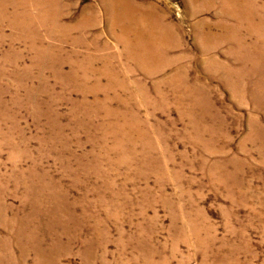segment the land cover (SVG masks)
I'll return each instance as SVG.
<instances>
[{
    "label": "rangeland",
    "instance_id": "1",
    "mask_svg": "<svg viewBox=\"0 0 264 264\" xmlns=\"http://www.w3.org/2000/svg\"><path fill=\"white\" fill-rule=\"evenodd\" d=\"M16 1L0 14V264H264L262 27L232 36L218 2L122 0L178 42L150 75L116 39L118 0H39L56 23L25 26L11 18L41 12Z\"/></svg>",
    "mask_w": 264,
    "mask_h": 264
},
{
    "label": "bare ground",
    "instance_id": "2",
    "mask_svg": "<svg viewBox=\"0 0 264 264\" xmlns=\"http://www.w3.org/2000/svg\"><path fill=\"white\" fill-rule=\"evenodd\" d=\"M28 1L30 0H24V2L17 0L16 3L18 2L20 5L25 6L29 4ZM40 2L42 1L36 0L32 3L33 4L32 6H35L39 9V13L41 12V9L42 10L46 9L43 7L45 4H41ZM211 2L219 3L221 7V15L223 16V18L231 17L234 20V26L228 27L229 31L231 32L230 34L232 36L234 35L235 37L238 36V31L241 30L240 28L242 27L243 24L247 23L248 27H252V25L250 24L251 21L256 23V29H258V27H262V31L264 32V11H260V9L257 10L254 0H206V4L208 5H210ZM115 5L118 9L119 15L116 14L114 23H118L117 27L119 28L118 30L120 33L118 38L116 39L117 41L122 43L124 47L123 53L126 56V58L130 59V61L136 67V69H140L144 71V73L146 74L152 75L160 72L161 71L160 53H164L165 52L164 49L172 48L175 46V44L178 45V42H176L175 38H172L170 29L167 27L168 25L165 26L163 24H158V21L156 20L154 21L151 18L149 11H147L149 13L145 11L144 12L139 11L136 14H134L132 9L130 10L129 5L124 3L122 0H118ZM1 7H5L2 4V0H0V14H3ZM21 13L24 16H17L16 13V15H14L11 18L12 20L10 22L11 23L23 22L24 26L25 23H32V21H36L37 23L50 22L52 23V25L56 23L57 15L54 14L55 12H51V11L46 12V10L42 11L37 19H30L29 17L26 16L27 14L26 12H21ZM136 17H142V19H137ZM223 23L225 24L226 21L223 20ZM224 24L220 23L219 25L225 26ZM52 28H56V26L50 27V29ZM25 29L28 32L33 33V31L28 29V27H25ZM200 38L204 42L203 46L207 44L208 35H204V37L200 36ZM209 39L212 40V38ZM234 41L237 49L240 50L242 46V40L235 38ZM205 49H208L207 45H205ZM128 70L129 69L124 70V76L127 73H130V71L128 72ZM100 71L101 70L98 69L95 75H98ZM108 75L112 80L111 75L109 73ZM82 86L86 87L85 85ZM111 87H112V82H111ZM177 88H179L181 92L185 90L182 86L181 81L178 82ZM109 89H110L109 87L105 86L103 88V91ZM193 91H194L193 97H195L198 91H195L194 89ZM199 101L200 99L198 100V102ZM198 102L195 100L194 104H197Z\"/></svg>",
    "mask_w": 264,
    "mask_h": 264
}]
</instances>
